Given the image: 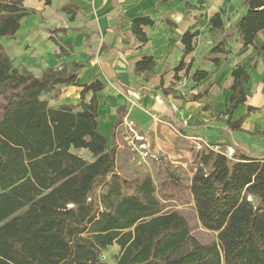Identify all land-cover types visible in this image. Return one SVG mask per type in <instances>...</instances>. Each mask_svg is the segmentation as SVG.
<instances>
[{
	"label": "trees",
	"instance_id": "16d2710c",
	"mask_svg": "<svg viewBox=\"0 0 264 264\" xmlns=\"http://www.w3.org/2000/svg\"><path fill=\"white\" fill-rule=\"evenodd\" d=\"M24 1L0 0V41L13 39L22 20L34 15ZM206 2L196 0L198 12ZM243 5L244 14L228 28L222 11L209 20L219 35L204 59L213 66L234 56V42L239 50L252 48V68L258 67L264 42L260 48L253 42L264 33V0H243ZM72 8L66 4L62 11L70 14ZM163 23L175 27L169 19ZM153 24L147 16L131 20L130 34L140 46L148 42L143 27ZM65 32L55 29L51 34ZM198 35V30L183 34V58L195 50ZM154 66L152 57H143L134 74L147 76ZM184 66L182 59L173 71ZM82 67L72 62L70 69L47 68L35 76L15 68L0 42V264H264V159L236 146L228 156L224 146L201 144L192 150L193 174L187 184L176 172L180 167L169 164L160 188L147 174L138 180L119 175L113 138L127 109L114 112L109 148L98 130L96 94L103 84H79ZM208 75L196 70L191 78L199 83ZM231 80L227 112L217 119L226 116V127L241 132L256 109L248 107L236 121L231 116L246 102L250 72L237 66ZM62 85L80 88V102L49 107L41 96L56 97ZM88 93L92 97L86 101ZM255 134L264 139V129ZM78 150L92 161L73 153ZM167 185L189 191L199 224L216 233V241L199 243L181 213L164 211L167 199L157 195ZM114 245L118 254L103 259Z\"/></svg>",
	"mask_w": 264,
	"mask_h": 264
},
{
	"label": "crops",
	"instance_id": "0c3cea01",
	"mask_svg": "<svg viewBox=\"0 0 264 264\" xmlns=\"http://www.w3.org/2000/svg\"><path fill=\"white\" fill-rule=\"evenodd\" d=\"M33 1L36 6L31 5ZM53 2L51 0V4L45 6L42 0H25L24 7L34 15L22 20L13 39L2 38L1 45L15 68L24 67L35 76L47 68L66 66L70 69L72 62H76L83 66L78 75L79 84L100 81L103 90L96 94L98 130L106 137L109 148L114 112L125 106L127 114L115 129L114 138L121 130V141L131 145L134 134H138L152 147L156 158L175 167H184V159L190 163L192 150L199 149L201 144L214 148L224 146L229 150V156L236 146L251 157L264 159V139L255 134L264 129V51L256 69L252 68L253 56L250 69L240 65L242 59L253 54L251 47L241 49L235 58L221 59L216 66L204 60L219 37L209 22L215 13L222 11L214 0H207L201 13L195 7L196 0H59L56 6ZM66 4L74 7L70 14L62 11ZM222 13L224 16L225 12ZM200 14L201 18L197 20ZM143 16L149 17L154 24L143 27L148 42L140 46L130 34V26L132 19ZM164 19L172 21L175 27H165ZM55 29L66 32L51 34ZM188 30H198L199 35L195 39V50L183 58L181 38ZM43 34L48 42L41 40ZM263 42L264 33L261 32L253 44L260 48ZM37 43L49 47V60L40 59L35 69L26 62L38 56ZM57 44L64 51L59 50ZM56 55L60 57L57 59ZM143 57H152L155 66L147 76H137L134 65ZM182 59L184 69L174 72ZM237 66L250 72V81L244 85L246 102L233 112L231 121L247 114L248 107L256 111L244 121L243 131L232 132L224 124L226 116L217 117L227 112L231 72ZM196 70H206L209 75L194 83L191 77ZM57 91V96H52L55 104L48 102L51 108L80 102L81 89L78 87L62 85ZM185 91L193 97L182 98ZM43 95L41 99L45 100ZM91 97L92 93H88L85 100L89 101ZM49 98L48 95L45 101ZM128 126H132L134 134L128 133ZM114 143L117 152L118 144ZM136 145L144 146L142 142H136ZM117 173L121 175L118 166Z\"/></svg>",
	"mask_w": 264,
	"mask_h": 264
},
{
	"label": "rangeland",
	"instance_id": "374dc122",
	"mask_svg": "<svg viewBox=\"0 0 264 264\" xmlns=\"http://www.w3.org/2000/svg\"><path fill=\"white\" fill-rule=\"evenodd\" d=\"M58 3L59 0H54L53 6L54 5L56 6ZM214 3H218L220 6V10L222 9V12H225L223 19L226 27L233 24L235 20L238 19L244 12L243 0H214ZM31 5L36 6V1H33ZM25 26L26 23L23 24V28ZM44 39H46V37L43 34L41 40L44 42ZM46 41L48 42L47 39ZM232 47L234 52H236L233 57L235 58L239 53L242 52V50H239V46L234 42L232 43ZM35 49L37 50L38 56L36 58L34 57L27 59L26 63L30 68L36 69L39 65L40 59L49 60V47L46 44L39 45L37 43ZM252 56L253 54L251 55L250 58L246 57L242 59L240 65L244 66L247 69H250ZM15 63H17V61H15ZM185 89L188 90V85H186ZM253 89H255V85L253 86ZM49 96H50L49 99L51 101L47 100V103L49 102L52 105L55 104L52 95ZM43 97L46 100L48 95H43ZM181 97L191 99L193 96L191 94L186 93L185 91V95L184 96L181 95ZM133 115H136V112H134ZM128 133H130L129 130ZM137 136L139 135L137 134ZM108 141H109V146L111 147L112 140L108 139ZM114 141L117 142L118 144L117 145L118 171L121 173V176L125 178L131 180H138L142 175L147 174L150 175L155 186H157V188H160V182L166 179L165 165L169 164L173 167L176 166V165H172L170 162L156 158V156L152 152V147L147 145L145 139H143L142 141L133 139L134 142L133 144L130 145L128 144V141L126 142L121 141V130H119L115 134ZM129 141L131 140L129 139ZM136 142H142L144 146L136 145ZM73 153L82 157L87 162L92 161V158L86 151L78 150V151H73ZM226 154L227 155L229 154V150H226ZM183 161H184V167L180 166V169H176L177 170L176 172L179 175V177L183 179V183L187 184L188 182L187 179L192 177L193 172H192L191 162L189 163L187 159H184ZM157 197L158 198L162 197V199H167V201H162V204L165 207L164 209L165 212L176 211L184 216V218L186 219L189 225L191 235L195 237L199 243L205 245L212 241H216L217 234L203 229L199 224L191 195L187 189L179 185L176 187L167 185L163 190L159 189ZM118 252H119V248L114 245L110 247L106 252H104L102 257L103 259H109L110 255L118 254Z\"/></svg>",
	"mask_w": 264,
	"mask_h": 264
},
{
	"label": "built area",
	"instance_id": "2783aa9c",
	"mask_svg": "<svg viewBox=\"0 0 264 264\" xmlns=\"http://www.w3.org/2000/svg\"><path fill=\"white\" fill-rule=\"evenodd\" d=\"M128 130H129V132H130L131 134H132V133L134 134V130H133L132 126H128ZM134 138L137 139V140H139V141L143 140L142 137L137 136L136 134H134Z\"/></svg>",
	"mask_w": 264,
	"mask_h": 264
}]
</instances>
